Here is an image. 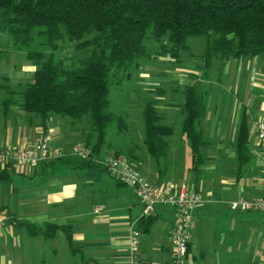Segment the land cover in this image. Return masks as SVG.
<instances>
[{
	"label": "crops",
	"instance_id": "0c3cea01",
	"mask_svg": "<svg viewBox=\"0 0 264 264\" xmlns=\"http://www.w3.org/2000/svg\"><path fill=\"white\" fill-rule=\"evenodd\" d=\"M204 49L189 48L180 62L154 56L157 49L133 65L132 88L143 93L142 111L147 101L153 102L171 129L163 136V155L149 153L145 133L140 134L141 144L130 147L109 142L106 135L122 132L111 125L97 156L82 160L71 149L95 142L89 120L52 114L43 125L39 116L24 111L21 93L37 66L26 49L0 31V148H29L49 133V145L64 152L30 169L9 166V179L0 181V216L7 218L0 228V264H132V227L141 233L137 263L166 264L172 250L169 232L178 213L158 206L148 221L132 187L95 162L112 154L125 155L153 184L168 180L200 191L183 264H264V210L231 206L241 197L264 195V150L255 141L257 124L264 121V56L214 58L204 69ZM6 86L12 96L7 106ZM188 86L203 94L204 102V143L196 165L191 142L182 132L183 89ZM5 167L0 162V172ZM176 169L180 172L174 176ZM18 222L57 229L51 237L31 235Z\"/></svg>",
	"mask_w": 264,
	"mask_h": 264
},
{
	"label": "trees",
	"instance_id": "16d2710c",
	"mask_svg": "<svg viewBox=\"0 0 264 264\" xmlns=\"http://www.w3.org/2000/svg\"><path fill=\"white\" fill-rule=\"evenodd\" d=\"M0 31L26 49L27 57L37 66L21 93L20 107L39 116L43 125L52 114L72 121L86 117L95 138L93 145L85 143L92 158L97 156L106 130L125 124L123 117L110 109V83L119 70L125 72L150 55L145 39L158 44L154 56L166 55L180 62L182 54L190 53L188 36H207L200 55L204 69L214 58L264 56V0H0ZM64 41L73 45L75 56L55 57ZM33 42L48 46L50 51L30 48ZM5 88L3 103L7 106L12 96ZM183 93L182 132L191 142L196 165L204 143L200 128L203 94L192 86L185 87ZM142 116L144 144L158 158L166 151L163 136L171 129L162 123L151 101L146 102ZM8 171L6 166L0 172V181L9 179ZM17 224L31 235L44 237H51L57 229L49 224Z\"/></svg>",
	"mask_w": 264,
	"mask_h": 264
},
{
	"label": "built area",
	"instance_id": "2783aa9c",
	"mask_svg": "<svg viewBox=\"0 0 264 264\" xmlns=\"http://www.w3.org/2000/svg\"><path fill=\"white\" fill-rule=\"evenodd\" d=\"M50 134L46 133L29 148L5 147L0 148V162L4 166L30 169L41 162L51 161L64 155L59 149L52 148L48 141ZM255 141L264 150V121L256 127ZM73 155L82 160L91 159L90 148L85 144H78L71 149ZM113 178L132 187L133 192L142 206L144 217L154 213L158 206H170L178 213V219L170 229L172 250L166 264H183L187 255L191 232L194 227V210L201 203L202 195L199 190L188 188L185 184L156 185L147 180L142 171L123 155H106L95 159ZM233 208L242 210H264V195L260 197H241L231 202ZM7 223V218L0 216V228ZM140 230L132 227L129 233V249L132 264L136 260L137 246L140 241ZM264 241V233L262 235Z\"/></svg>",
	"mask_w": 264,
	"mask_h": 264
},
{
	"label": "rangeland",
	"instance_id": "374dc122",
	"mask_svg": "<svg viewBox=\"0 0 264 264\" xmlns=\"http://www.w3.org/2000/svg\"><path fill=\"white\" fill-rule=\"evenodd\" d=\"M214 34L211 33L210 37H214ZM208 37L204 35H190L186 38V43L190 49H204ZM145 50L148 53H153L156 51L159 46L158 44L151 40L145 39ZM30 48L41 50L44 52H49L50 48L46 45H40L33 42ZM76 51L73 48V45L67 41H64L61 44V50L55 51V57L63 58L75 56ZM135 70L136 67H132L131 69H127L125 72L118 71L116 77H113L110 83V109L114 111L119 116H122L125 119L126 126L121 128V133H113L111 135H106L107 140L109 142L115 143L118 142L119 145L126 147L131 144H141L140 134H144V123L142 116V102H143V93L141 91H137L132 87L135 86ZM120 82L118 83V80ZM126 115L128 118L126 119ZM176 128V127H175ZM186 140V139H185ZM180 170L176 169L174 176L179 174ZM173 181L165 180L164 184H171Z\"/></svg>",
	"mask_w": 264,
	"mask_h": 264
}]
</instances>
